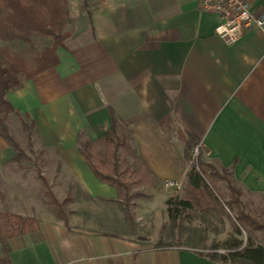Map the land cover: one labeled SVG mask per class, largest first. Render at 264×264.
<instances>
[{"label": "crops", "instance_id": "0c3cea01", "mask_svg": "<svg viewBox=\"0 0 264 264\" xmlns=\"http://www.w3.org/2000/svg\"><path fill=\"white\" fill-rule=\"evenodd\" d=\"M250 2L264 12V0ZM220 20L201 11L199 0H69L59 64L28 80L5 64L7 98L94 199L119 202L120 191L97 178L78 136L103 138L110 108L129 124L137 154L160 181L188 183L193 135L204 162L264 194V30L227 45L216 34ZM17 154L0 133V168ZM22 203L14 212L38 223L5 240L11 264H225L195 247L155 245L105 212L100 219L75 212L67 226Z\"/></svg>", "mask_w": 264, "mask_h": 264}, {"label": "rangeland", "instance_id": "374dc122", "mask_svg": "<svg viewBox=\"0 0 264 264\" xmlns=\"http://www.w3.org/2000/svg\"><path fill=\"white\" fill-rule=\"evenodd\" d=\"M33 41L34 48H30L22 41H0V45L9 46L16 52H23L31 60L51 44L52 39L35 35ZM24 122L28 127L25 128ZM7 125L9 133L18 141L22 155L5 168H0V213L7 215L0 217V238H6L10 231H20L21 228L17 227L18 219L14 216L22 215L14 211L17 210L15 201L21 199L22 206H30L39 216L61 217L64 212L69 217L76 212L100 219L105 212L114 222L132 226L136 234H142L143 239L154 241L155 245L195 247L205 254L216 248V251L225 254L235 240L243 241L244 244L247 242V233L243 230L242 234H238L236 231L238 223L234 215L240 211L241 206L234 204L232 212L226 206L225 203L235 201L236 195L231 191L227 180L220 176L211 181L216 186V192L220 194L221 206L213 204L207 208L200 203L201 193L193 192L187 182L177 181L180 183L179 187H168L166 181H160L149 171L146 164L121 150L118 160L119 175L116 177L127 183L131 192L141 194L129 205L131 220L126 214L128 211L126 212L123 201L111 202L87 195L76 178L62 164L59 155L40 143L37 133L26 118L19 114H11ZM196 146L190 152V160L193 165L198 166L204 159L202 147L197 161L194 159L193 150ZM107 150L112 151V147L107 148L104 142L96 145L98 155L104 154ZM108 160L107 166L100 167L106 172L114 173L111 152ZM43 178L46 179V183ZM170 197L192 199L195 208L184 212L176 221L170 219L167 206L163 205V201ZM241 201L247 213L264 222V194L244 190ZM9 219L13 221L11 225L7 224ZM253 235L257 243L264 245V229L253 230ZM5 244V240L0 241L1 254Z\"/></svg>", "mask_w": 264, "mask_h": 264}, {"label": "trees", "instance_id": "16d2710c", "mask_svg": "<svg viewBox=\"0 0 264 264\" xmlns=\"http://www.w3.org/2000/svg\"><path fill=\"white\" fill-rule=\"evenodd\" d=\"M69 16V0H0V41H22L34 48L33 38L38 35L42 38H51L52 42L47 47L38 52L31 60L23 52L13 51L9 46L0 45V133L18 152L17 157L22 155V149L18 141L9 133L7 120L11 114H19L7 98V88L4 81L3 66L5 64H12L23 77L28 80L32 79L38 74L57 66L60 62L58 56V48L64 45L65 39L69 33L65 31V25ZM21 84L19 83L18 86ZM111 112V129L100 139H90L85 133H80L78 142L80 151L85 157L86 163L91 167L94 174L101 181L109 183L118 188L120 191L119 202H124L126 214L132 220L129 212L130 203L141 194L138 192H131L130 186L124 181L118 179L119 163L121 150L134 159L142 161L133 146V133L129 124L125 122L116 112L110 108ZM20 115V114H19ZM25 128L28 124L24 122ZM30 126L37 133L35 121L30 123ZM104 142L107 148L112 147V157L114 161L113 172L109 173L100 167L107 166L110 159V152L108 150L101 155L97 154L96 145ZM200 142L193 135H190L186 147V157L190 159V152L194 146ZM99 156V158H98ZM99 163H96V162ZM200 164L193 165L187 174L188 187L193 192L201 193V204L210 208L213 204L221 206L219 200L220 194L216 192V186L212 183L213 179L220 176L227 180L231 191L236 195L235 201L232 203H225L227 207L233 211V205L241 206L240 211L235 213L234 217L238 223L236 231L242 234L243 230L247 233L246 244L243 241L235 240L229 245L228 253L221 254L212 249L211 253L205 254L213 260L223 262L225 264H264V245L257 243L253 230L264 229V222L259 218L247 213L241 201V196L244 194L242 186H238V182L233 178L232 172L226 168L218 169L215 165L199 162ZM147 165V164H146ZM149 169V167L147 166ZM210 170V171H209ZM153 174V172L149 169ZM44 179V178H43ZM212 179V181H211ZM46 183V179H44ZM57 204L59 202L56 201ZM61 205V204H59ZM216 205V207H217ZM195 208L194 200L181 199L178 197H170L167 200V211L170 219L176 221L184 212ZM0 213V217H6ZM18 219V228L20 231L8 232L6 238H0L4 241L16 234H24L32 232L36 229L37 219L34 217L24 218L22 216H14ZM12 218V217H10ZM61 219L65 220L68 226V216L61 214ZM9 225L12 220L7 221ZM14 225V224H13ZM0 252V264H11L9 258V249L5 244L4 249Z\"/></svg>", "mask_w": 264, "mask_h": 264}, {"label": "built area", "instance_id": "2783aa9c", "mask_svg": "<svg viewBox=\"0 0 264 264\" xmlns=\"http://www.w3.org/2000/svg\"><path fill=\"white\" fill-rule=\"evenodd\" d=\"M199 8L204 12L217 13L220 22L216 34L227 44L236 43L247 31L252 29L264 30V12H256L250 0H199ZM201 144L193 150L197 161ZM168 187H179L180 183L167 180Z\"/></svg>", "mask_w": 264, "mask_h": 264}]
</instances>
